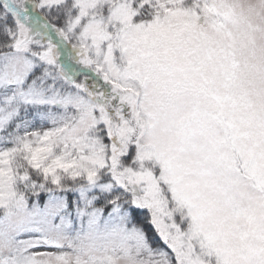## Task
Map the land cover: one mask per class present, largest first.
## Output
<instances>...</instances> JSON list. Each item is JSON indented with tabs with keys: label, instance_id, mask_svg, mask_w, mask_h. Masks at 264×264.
<instances>
[{
	"label": "snow or ice",
	"instance_id": "obj_1",
	"mask_svg": "<svg viewBox=\"0 0 264 264\" xmlns=\"http://www.w3.org/2000/svg\"><path fill=\"white\" fill-rule=\"evenodd\" d=\"M0 264H264V0H0Z\"/></svg>",
	"mask_w": 264,
	"mask_h": 264
}]
</instances>
